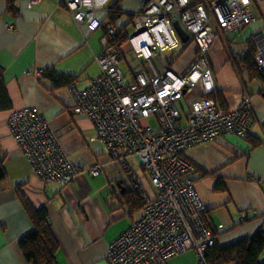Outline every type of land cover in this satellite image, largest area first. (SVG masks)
Wrapping results in <instances>:
<instances>
[{
    "label": "crops",
    "instance_id": "obj_1",
    "mask_svg": "<svg viewBox=\"0 0 264 264\" xmlns=\"http://www.w3.org/2000/svg\"><path fill=\"white\" fill-rule=\"evenodd\" d=\"M66 1L40 0L30 5L29 0H0V67L12 101L11 109L0 111V155L8 172V178L0 182V264H32L19 246V240L34 226L23 197L35 207L46 208L59 243L57 264H110V243L141 216L142 194L155 196L150 172L140 158L133 157L132 171L119 173L117 161L96 138L92 120L76 110L71 88H55L53 80L43 74L51 67L59 74L78 77L77 86L84 88L101 71L97 54L103 47L102 32L79 25ZM116 1L107 4L102 18L111 13ZM144 6L143 0H120L121 17L115 25L125 26L131 35L133 17ZM251 8V23L221 30L208 49L220 102L233 109L246 92L252 97L255 121L249 137L227 134L194 145L184 154L196 166L195 183L205 204V217L217 229L221 245L264 231V73L255 67L257 36L264 30V0H254ZM181 46L176 60H170L177 73L189 67L198 49L192 39ZM123 59L124 73L131 75L125 80L133 81L141 60L128 41ZM155 61L160 64L158 58ZM195 92H201L200 87ZM189 106L190 95H186L180 100L184 115L189 113ZM24 107L38 109L79 168L70 182H45L33 173L8 126L12 111ZM255 141L260 143L254 145ZM98 162L104 163L101 175L84 172ZM128 192L134 195L128 196ZM221 225L224 230H220ZM262 256L264 260V250Z\"/></svg>",
    "mask_w": 264,
    "mask_h": 264
},
{
    "label": "built area",
    "instance_id": "obj_2",
    "mask_svg": "<svg viewBox=\"0 0 264 264\" xmlns=\"http://www.w3.org/2000/svg\"><path fill=\"white\" fill-rule=\"evenodd\" d=\"M39 1L29 0V4ZM110 1L67 0L66 6L79 25L96 32L103 26L101 12ZM143 1L144 9L136 15L134 31L128 36L141 60L134 80H125L122 56L112 44L121 30L112 23L107 25L103 47L97 54L100 73L84 88L77 82L69 86L76 110L92 120L96 138L106 145L111 159L129 172L133 157L138 156L155 186L154 197L142 194L141 216L111 241L109 263L169 264L170 258L192 249L197 264H209L206 253L215 240L202 216L205 204L196 188L195 167L184 154L194 145L227 134H250L255 121L252 97L246 92L233 109L220 102L208 49L221 30L239 29L254 20V0ZM175 21L198 47L195 59L183 73L170 66L183 43ZM257 42L255 67L264 73V30ZM197 87L201 92H195ZM186 95H190V106L184 115L179 103ZM8 126L39 179L65 184L78 175L79 168L38 109L13 110ZM84 172L99 176L104 163L98 162ZM133 179L137 180L135 174ZM220 230H224L223 225Z\"/></svg>",
    "mask_w": 264,
    "mask_h": 264
},
{
    "label": "trees",
    "instance_id": "obj_3",
    "mask_svg": "<svg viewBox=\"0 0 264 264\" xmlns=\"http://www.w3.org/2000/svg\"><path fill=\"white\" fill-rule=\"evenodd\" d=\"M119 2L120 0H117L115 2V5H113L114 6L113 9L109 10L111 11V13L105 16L104 18H102L103 26L100 29L102 35L106 33L108 24L114 23L116 19L121 17ZM120 28H121L120 29L121 32L114 39V41H112V44L116 46L119 55L124 58L125 41H128V34L125 31V26L124 27L122 26ZM43 74L44 76L53 80L55 88L70 86L72 83L78 81V77L59 74L51 67L47 68L43 72ZM11 108H12V101L9 96L7 86L5 84V80L3 78V69L0 67V111L8 110ZM246 137H249V135ZM259 143L260 141L253 142L254 145H257ZM194 167H195V171H197L196 166ZM132 170L133 169L131 166V171ZM7 178H8V172L5 167V158L4 156L0 155V182ZM131 194L134 195V193L132 192L127 193L128 196H130ZM136 195H138V193H136ZM136 199H138V197ZM23 202H24L25 210L29 214L31 221L34 225L33 229L27 234H25L19 240V246L21 248L24 257L28 262L32 264H57L56 252L59 248V243L53 232L52 224L49 221L46 208L35 207L25 197H23ZM143 205H144V201L141 196L142 208ZM202 216L208 228L212 232V235L215 240L214 244L208 249L206 253L209 264H264V260L262 261L260 258L261 253L264 250V231L262 229L258 230L256 234L253 235L252 237L241 239L231 244L221 245L218 242V231L214 227L210 226V224L208 223L205 217V211L203 212Z\"/></svg>",
    "mask_w": 264,
    "mask_h": 264
},
{
    "label": "rangeland",
    "instance_id": "obj_4",
    "mask_svg": "<svg viewBox=\"0 0 264 264\" xmlns=\"http://www.w3.org/2000/svg\"><path fill=\"white\" fill-rule=\"evenodd\" d=\"M177 54L178 52H175L173 57L171 58L172 62L176 60L177 58ZM121 66L123 69L127 70L126 66H125V59H123L121 61ZM159 62V61H158ZM171 63V61H170ZM131 77V75L129 74H125V79L128 80ZM180 104V103H179ZM152 122L154 123V120H152ZM118 164V172H122L124 175L125 173H127L123 167V165L120 162H116ZM194 253V256L191 253ZM176 258L170 260V264H184L183 262H186L187 264L191 263L192 261H196L197 262V256L195 255V252L192 250L186 251V252H182L181 254H178L177 256H175ZM195 257V258H194ZM263 259V256L261 257V260ZM263 261V260H262Z\"/></svg>",
    "mask_w": 264,
    "mask_h": 264
},
{
    "label": "water",
    "instance_id": "obj_5",
    "mask_svg": "<svg viewBox=\"0 0 264 264\" xmlns=\"http://www.w3.org/2000/svg\"><path fill=\"white\" fill-rule=\"evenodd\" d=\"M175 27L183 41H187L189 39V34L188 32L182 27V25L179 23V21H175Z\"/></svg>",
    "mask_w": 264,
    "mask_h": 264
},
{
    "label": "bare ground",
    "instance_id": "obj_6",
    "mask_svg": "<svg viewBox=\"0 0 264 264\" xmlns=\"http://www.w3.org/2000/svg\"><path fill=\"white\" fill-rule=\"evenodd\" d=\"M123 232H124V231H123ZM123 232H122V233H123Z\"/></svg>",
    "mask_w": 264,
    "mask_h": 264
}]
</instances>
